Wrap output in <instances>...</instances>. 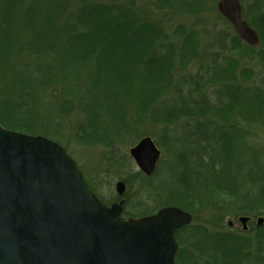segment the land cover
Returning a JSON list of instances; mask_svg holds the SVG:
<instances>
[{
    "label": "trees",
    "instance_id": "1",
    "mask_svg": "<svg viewBox=\"0 0 264 264\" xmlns=\"http://www.w3.org/2000/svg\"><path fill=\"white\" fill-rule=\"evenodd\" d=\"M177 1L0 0V124L63 145L41 130L62 128L61 119L76 111L72 139L111 154L119 139L134 146L142 133L158 138L155 145L168 157L163 160L176 161V170L161 181L159 166L149 177L132 174L157 204L137 218L165 207L207 212V226L176 232L178 264H264V224L244 232L225 223L232 210L250 219L264 216V199L252 189L259 162L254 145L264 127V75L255 85V69L244 60L264 68V10L259 6L253 17L243 8L260 46L234 34L233 49L244 50L235 60L197 54L198 32L174 26L167 14L175 6L189 8ZM193 62L198 67L191 75ZM202 145L204 154L192 159L187 150ZM235 152L236 181L224 170ZM119 159L112 160L127 164V157ZM126 216L123 209L121 217L132 218ZM183 231L206 244L182 248Z\"/></svg>",
    "mask_w": 264,
    "mask_h": 264
},
{
    "label": "water",
    "instance_id": "2",
    "mask_svg": "<svg viewBox=\"0 0 264 264\" xmlns=\"http://www.w3.org/2000/svg\"><path fill=\"white\" fill-rule=\"evenodd\" d=\"M217 11L242 42L260 46L240 0H218ZM128 154L147 177L161 157L150 137ZM124 190L118 182L119 197ZM122 210V200L98 199L62 145L0 124V264H178L175 234L191 223L189 213L165 207L123 219ZM248 221L239 218L244 231Z\"/></svg>",
    "mask_w": 264,
    "mask_h": 264
},
{
    "label": "rangeland",
    "instance_id": "3",
    "mask_svg": "<svg viewBox=\"0 0 264 264\" xmlns=\"http://www.w3.org/2000/svg\"><path fill=\"white\" fill-rule=\"evenodd\" d=\"M184 4H189V8H184L183 6H178L181 10L176 9L177 0H174L176 3L175 11L169 12L167 14L173 15V24L174 26L181 24L188 26L189 30H195L198 32V38L200 41L198 55L201 53H215L220 54L221 56H231L232 59H240L239 53L244 51L243 49L237 50L233 49V38L234 32L229 25V23L219 14L217 11V0H180ZM243 8L246 11L252 13L253 17L257 15L259 6L264 10V0H241ZM182 5V4H181ZM230 54H229V52ZM18 59V58H17ZM245 60V65L249 68L255 69L256 78L253 79L255 85L259 84V78L261 75H264V68H254V62H249ZM198 67L196 62H193L188 68L187 72L191 75L194 74ZM264 89V88H263ZM52 115V114H51ZM54 118V114H53ZM80 115L75 111L74 113L65 116L62 118V128L57 127L51 124H47L44 129L41 130V133L46 132L47 134L53 136L58 141H61L65 147L67 153L71 156L81 174L83 175L86 182L95 190V192L103 199L109 200L110 203L123 201L124 212L127 215L126 217L137 218L140 217L141 213L147 207H154L156 201L149 196L144 195V190L141 192L139 190L138 181L135 180L132 174L139 172L133 160L130 158L128 152L129 149L133 146H127L125 139L118 141L116 144L114 152L111 154V151L105 150L97 145H80L77 144L72 139V134L74 132V126L76 125ZM53 123V122H51ZM142 130V129H141ZM145 131V130H143ZM141 131V132H143ZM50 132V133H49ZM40 133V132H39ZM141 134L140 138L149 137ZM259 138L255 143V147L258 150L259 162L254 169H252L253 174L255 175L256 181L252 185V189L259 194L260 197L264 199V127L259 131ZM152 139V137H150ZM137 139V141H139ZM153 142L157 144L158 138H153ZM136 141V142H137ZM158 146V145H157ZM253 146V144H252ZM205 145L201 146V149H188L190 157L196 158L204 154ZM159 151L161 152V157L157 166H159V180L161 181L168 178L172 169H175L176 161L173 159H167V155L164 153V150L161 146H158ZM208 151V148H207ZM218 156V155H217ZM121 157H127V164L117 163L115 164L112 159L117 158L120 160ZM222 159H225L223 156ZM163 160V161H162ZM160 161H162L160 163ZM238 162L237 153L235 152L231 156V160L228 161L227 166L224 167L225 171H230V175L233 177V180L236 181L238 177V172L236 165ZM160 163V164H159ZM179 168V166L177 165ZM239 179V177H238ZM118 182H122L125 186L124 193L119 197L115 191V186ZM137 197V198H136ZM141 204V206H140ZM243 216L240 215L237 210H232L225 217V223H232V229L235 231H242V226L239 223V218ZM192 221L191 226L202 225L207 226V221L210 218V214L207 212L198 211L191 215ZM264 217V216H263ZM206 224V225H205ZM256 227V218H251V221L247 223V230H253ZM181 238L186 239V246L183 245L182 248L189 246L190 251L193 245H202L206 244L204 237H199L198 235H191L185 231L181 232ZM180 248V247H179Z\"/></svg>",
    "mask_w": 264,
    "mask_h": 264
},
{
    "label": "flooded vegetation",
    "instance_id": "4",
    "mask_svg": "<svg viewBox=\"0 0 264 264\" xmlns=\"http://www.w3.org/2000/svg\"><path fill=\"white\" fill-rule=\"evenodd\" d=\"M230 228L232 227V225L231 226H229Z\"/></svg>",
    "mask_w": 264,
    "mask_h": 264
},
{
    "label": "bare ground",
    "instance_id": "5",
    "mask_svg": "<svg viewBox=\"0 0 264 264\" xmlns=\"http://www.w3.org/2000/svg\"><path fill=\"white\" fill-rule=\"evenodd\" d=\"M239 220V219H238Z\"/></svg>",
    "mask_w": 264,
    "mask_h": 264
}]
</instances>
